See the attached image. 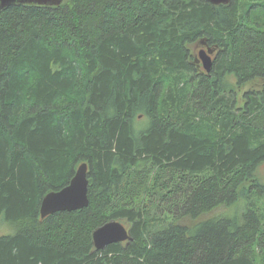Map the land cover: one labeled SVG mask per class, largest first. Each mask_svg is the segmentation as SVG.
<instances>
[{"label": "trees", "instance_id": "1", "mask_svg": "<svg viewBox=\"0 0 264 264\" xmlns=\"http://www.w3.org/2000/svg\"><path fill=\"white\" fill-rule=\"evenodd\" d=\"M263 161L264 0L0 11V264H264ZM83 162L88 205L41 218Z\"/></svg>", "mask_w": 264, "mask_h": 264}, {"label": "water", "instance_id": "2", "mask_svg": "<svg viewBox=\"0 0 264 264\" xmlns=\"http://www.w3.org/2000/svg\"><path fill=\"white\" fill-rule=\"evenodd\" d=\"M213 5L229 4L231 0H208ZM63 0H0V11L13 5L58 6ZM216 48H201L198 60L208 73L213 60L211 55ZM88 166L83 162L78 165L69 183L58 191H50L44 195L39 205L41 218L59 211H75L86 207L88 199ZM131 239L129 230L118 220H110L100 225L92 232V241L96 249H102L108 244L124 242Z\"/></svg>", "mask_w": 264, "mask_h": 264}, {"label": "rangeland", "instance_id": "3", "mask_svg": "<svg viewBox=\"0 0 264 264\" xmlns=\"http://www.w3.org/2000/svg\"><path fill=\"white\" fill-rule=\"evenodd\" d=\"M191 49H192L195 57H197L198 56V50H199V44L198 43L192 44L191 45ZM201 67H202V65H201ZM250 86L251 85L249 84L247 86H244V87L238 89L237 96H238L239 99L241 98L242 94L246 90H248L250 88ZM256 174H257L258 178L260 179L261 183H264V161L257 167ZM263 201H264L263 198L257 201V203L259 204V206H261V204L263 203ZM244 202H245V200L243 198H241L239 200V202H237L236 206L234 205L230 209H217L214 213L215 214H218V213H231V212L237 210L236 208H241L244 205ZM10 230L11 229L9 228L8 225H6L2 221H0V236L1 235H4V234H7V233L13 232V230H11V231Z\"/></svg>", "mask_w": 264, "mask_h": 264}, {"label": "flooded vegetation", "instance_id": "4", "mask_svg": "<svg viewBox=\"0 0 264 264\" xmlns=\"http://www.w3.org/2000/svg\"><path fill=\"white\" fill-rule=\"evenodd\" d=\"M215 55H216V51H214L213 54L211 55L213 61H214V59H215ZM200 63H201V62H200ZM201 65H202V64H201Z\"/></svg>", "mask_w": 264, "mask_h": 264}, {"label": "bare ground", "instance_id": "5", "mask_svg": "<svg viewBox=\"0 0 264 264\" xmlns=\"http://www.w3.org/2000/svg\"><path fill=\"white\" fill-rule=\"evenodd\" d=\"M88 166V165H87Z\"/></svg>", "mask_w": 264, "mask_h": 264}]
</instances>
